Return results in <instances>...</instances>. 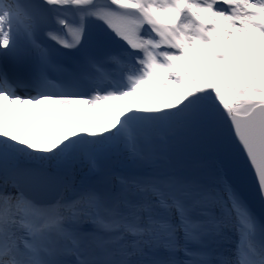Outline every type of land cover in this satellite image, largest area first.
Listing matches in <instances>:
<instances>
[{
	"label": "snow or ice",
	"instance_id": "6c2138e0",
	"mask_svg": "<svg viewBox=\"0 0 264 264\" xmlns=\"http://www.w3.org/2000/svg\"><path fill=\"white\" fill-rule=\"evenodd\" d=\"M253 38L264 0H0V264H264V53L229 47Z\"/></svg>",
	"mask_w": 264,
	"mask_h": 264
},
{
	"label": "rangeland",
	"instance_id": "374dc122",
	"mask_svg": "<svg viewBox=\"0 0 264 264\" xmlns=\"http://www.w3.org/2000/svg\"><path fill=\"white\" fill-rule=\"evenodd\" d=\"M235 45H242L243 49L242 51V55L246 54L247 52H250L251 50H258L262 53H264V42H260L257 39L253 38L250 39L248 41H241V40H236L233 41L229 47L235 46ZM246 47V48H245ZM101 107H99L98 109H100ZM95 108H91V110H94ZM92 116H96V113L94 111H92L90 113ZM103 122L106 120V118L102 119Z\"/></svg>",
	"mask_w": 264,
	"mask_h": 264
},
{
	"label": "bare ground",
	"instance_id": "6f19581e",
	"mask_svg": "<svg viewBox=\"0 0 264 264\" xmlns=\"http://www.w3.org/2000/svg\"><path fill=\"white\" fill-rule=\"evenodd\" d=\"M237 47H238V49H236V50H241V49H243L242 45H237ZM245 48H246V47H245ZM143 101H145V100H143ZM135 106H137V105H135ZM138 106H139V107H143V106H146V105H145V104H139ZM82 109H85V108H82ZM109 110H110V109H108V110H104V111H102V112H95V113H96V115L99 114V115H101L102 117H104V116L108 113ZM75 111H76V110H73L72 114H76ZM86 112H87V111H84V113H86ZM104 118L108 119V116H107V117H104ZM39 119H40V116L33 117V122H37V121H39ZM82 119H83V120H86V119H87L86 121L91 120L89 114H88L87 116L82 117ZM94 123H95L96 126H100V124H98L96 121H95Z\"/></svg>",
	"mask_w": 264,
	"mask_h": 264
}]
</instances>
